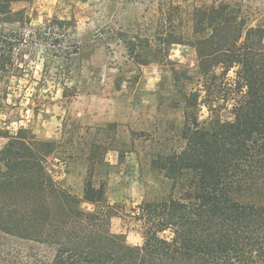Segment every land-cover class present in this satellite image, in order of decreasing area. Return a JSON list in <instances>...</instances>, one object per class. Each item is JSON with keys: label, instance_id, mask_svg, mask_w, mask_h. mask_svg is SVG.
<instances>
[{"label": "trees", "instance_id": "obj_1", "mask_svg": "<svg viewBox=\"0 0 264 264\" xmlns=\"http://www.w3.org/2000/svg\"><path fill=\"white\" fill-rule=\"evenodd\" d=\"M15 1L0 0L5 86L23 76L36 45L57 46V57L80 49L72 20L34 27L25 10L12 9ZM140 2L142 21L103 28L96 43L108 48L116 36L139 66L154 46L165 59L171 45H188L196 53L199 85L179 92L180 134L157 140L152 150L151 166L171 185L161 199L138 206L142 245L112 233L109 215L83 210L77 196L51 178L45 169L51 142L13 130L1 117L0 232L43 245L47 262L37 264H264V0ZM6 99L4 90L0 114ZM203 109L208 116L201 122ZM104 199V184L86 180L84 202L96 206Z\"/></svg>", "mask_w": 264, "mask_h": 264}, {"label": "rangeland", "instance_id": "obj_2", "mask_svg": "<svg viewBox=\"0 0 264 264\" xmlns=\"http://www.w3.org/2000/svg\"><path fill=\"white\" fill-rule=\"evenodd\" d=\"M12 9L25 10L34 27L51 19L72 20L80 49L57 57V46L36 45L34 57L25 58L23 76L8 86L0 84V96L7 91L2 103L8 105L1 119H10L13 130L23 128L51 142L54 151L45 160L51 178L76 195L83 210L109 215L112 233L122 234L131 246H141L138 206L161 199L171 185L151 166L152 150L157 140L182 131L184 105L179 92L199 88L194 48L171 45L161 59L154 46L139 66L127 58L116 36L108 48L96 43L103 28L117 31L133 26L136 19L142 21L140 0H16ZM207 116L203 109L199 120ZM5 142L0 138V149ZM86 180L96 187L104 184L103 203L84 202ZM172 193L178 196L177 191ZM162 236L169 238L170 232ZM47 257L43 245L0 232V264L46 263Z\"/></svg>", "mask_w": 264, "mask_h": 264}, {"label": "crops", "instance_id": "obj_3", "mask_svg": "<svg viewBox=\"0 0 264 264\" xmlns=\"http://www.w3.org/2000/svg\"><path fill=\"white\" fill-rule=\"evenodd\" d=\"M155 104H156V103H155ZM155 104H154V105H155ZM145 107H146V109H147V108H151V105H150V106H145ZM131 119H132V118L129 117L128 119H126V121H125V120H120V122H127V120H131Z\"/></svg>", "mask_w": 264, "mask_h": 264}]
</instances>
